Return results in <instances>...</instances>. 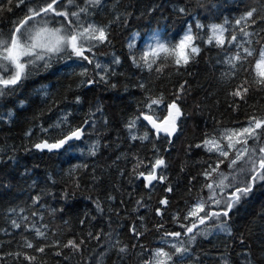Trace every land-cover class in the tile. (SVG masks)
Wrapping results in <instances>:
<instances>
[{
  "label": "trees",
  "instance_id": "obj_1",
  "mask_svg": "<svg viewBox=\"0 0 264 264\" xmlns=\"http://www.w3.org/2000/svg\"><path fill=\"white\" fill-rule=\"evenodd\" d=\"M32 3L25 0L17 6V0H0V33L7 34ZM77 5L88 9L81 13L83 23L106 28L107 41L85 53L93 63L75 56L57 59L50 69L34 71L15 91L0 97V264H29L23 256L9 255L17 251L35 255L34 264H144L163 247L172 253L171 264H264V183L256 185L229 217L215 222L226 220L231 236L219 231L189 242L180 227L181 222L189 223L183 219L188 205L207 198L206 184L215 187L219 173L226 177L225 184L234 176L238 180L244 164L241 160L230 166L234 150L225 159L196 145L203 144L206 134L246 126L251 114L264 116V90L259 85L244 99L231 95L251 78L249 73L255 75L254 64L232 69L226 61L242 49L207 43L208 26L227 20L225 26L238 32L235 20L256 8V23L248 31L259 35L251 37L248 46L259 50L264 47V0H100L94 6L74 0L69 7L78 11ZM189 27L203 39L195 41L201 51L186 66L169 62L156 72L133 62L139 61L143 43L156 31L161 41L178 43ZM131 41L137 42L132 49ZM85 68L88 75L81 76ZM84 80L95 82L82 84ZM150 98L162 101L149 109ZM172 102L182 113L173 141L144 119L151 115L161 122ZM70 127L84 129L70 147H34L42 141L55 143ZM145 133L148 138L140 139ZM249 146L259 147L252 141ZM156 158L165 160L157 169L165 179L146 187V181L134 175V166L143 161L138 170L147 171ZM219 161L218 173L206 179L202 173ZM162 199L169 201L164 208ZM13 220L21 228L13 227ZM33 225L48 234V242L84 243L79 250L50 247L44 253L23 248L25 239L46 243L36 237ZM166 231L181 232L188 251L176 253L170 245L179 246V241L165 236Z\"/></svg>",
  "mask_w": 264,
  "mask_h": 264
},
{
  "label": "snow or ice",
  "instance_id": "obj_2",
  "mask_svg": "<svg viewBox=\"0 0 264 264\" xmlns=\"http://www.w3.org/2000/svg\"><path fill=\"white\" fill-rule=\"evenodd\" d=\"M24 2L25 0H17V6ZM8 3H12V0H8ZM87 3L94 6L98 5L100 0H87ZM73 4L74 0H63V2L62 0H33V3L28 5V11L24 17L16 21L7 34L0 33V97L15 91L22 81L34 74V71L50 69L57 59L75 56L82 61H87L89 64L93 63V60L85 53L92 52V49L97 47L98 43L107 41L106 28L92 23H83L81 13H86L88 9L77 5L76 7H79L77 11L69 7ZM255 13H257V9L252 8L235 20L234 23L238 28V32L236 30L230 31V28L225 26L228 24L227 20L224 24L208 26L211 34L207 37V43L212 44L215 42V46L221 48L226 45H235L237 48L242 49V51H236L226 61L232 69H236L237 64L241 68L245 66V63L254 64L253 71L255 75L249 73L251 78L243 80L236 86V90L231 93L233 97H240L241 99L245 98L253 85H259L264 90V47L257 50L248 46L253 43L251 37L259 35V33L248 31V28L256 23ZM260 19L264 20V16H261ZM196 27L204 28L200 24H197ZM260 31L264 32V29ZM225 33H228V35L226 36ZM241 36L247 39L241 40ZM201 39L203 37L194 34L191 27L188 28L178 43H166L158 37H154L155 42L150 43L147 49L140 54L139 61L134 60L133 62L138 67L146 66L150 71L155 70L156 72H160L162 67L167 66L169 62L177 67L186 66L190 59L200 53L201 48L195 41ZM261 39H264V36H261ZM133 47L134 45L129 44L130 49ZM249 57H252L253 61H249ZM115 62L119 63L118 60ZM154 65L155 69H153ZM96 67L99 68L100 65L96 64ZM80 75L87 76L88 70L83 69ZM94 82L93 80L81 81L82 84ZM161 101L162 98L151 99V103L147 107L151 109L152 105H158ZM77 102H79V98H77ZM167 107L168 114L161 122H157L151 115H144V119L156 129L157 133L163 132L168 136H172L177 131V120L182 113L176 102L168 104ZM134 125L135 121L130 122V127ZM83 135V128L70 127L67 131L60 133L55 143L42 141L36 143L34 147L41 151L44 149L49 151L62 149L66 145L70 147L72 141H79ZM147 138L148 133L140 137L142 140ZM133 139H137V137H133ZM249 141L259 145V147H250ZM237 145H240V147H237ZM196 147H207L210 152H215L219 157L225 159L229 157V150H234L235 156L230 160V166H235L237 161L241 160L244 161V166L239 168L237 175L240 178L238 180L234 176L232 181L225 184L226 177L223 173H219L220 178L218 182H214L215 187L213 183L205 185L208 189L207 198H198L194 204H189L183 217L189 223H180V227L184 229L183 235L188 237L189 242L195 241L198 235H208L213 230L208 227V222L212 221L220 231L231 236V229L227 227L226 220L220 223L215 222L221 221L222 217H229L233 208L248 198L256 185L264 183V116L251 114L247 119L246 126L238 129L225 128L223 131L217 132L216 135L206 134L203 144H197ZM222 162L219 161L205 170L202 175L211 180L213 174L218 173ZM142 164L143 161L138 162L134 166L133 173L146 181V187H151L154 181H164L165 176L157 172V169L165 166L164 159L156 158L151 167L147 168V171L138 170ZM217 188L221 190L219 193L216 192ZM229 188H231V191L227 192L226 190ZM167 190L172 191L171 187ZM168 203L167 199L160 201V204L165 206ZM157 214L163 215L162 210L157 209ZM140 218L143 219V217ZM23 219L27 220L28 217L25 216ZM174 219L179 221L181 218L174 216ZM12 225L17 229L21 228V224L16 220L12 221ZM200 226H204L203 233L200 231ZM32 230L35 232L36 237L46 243L35 244L25 239L22 247L33 249L39 253H44L46 248L50 247L79 250L80 245L84 243L83 240L77 242L75 239H68L66 243H60L57 240L48 242L47 233L41 231L35 225L32 226ZM133 232L135 235H139L135 229H133ZM91 235L89 233V236ZM164 235L179 241V246L176 243L170 245L176 253L184 254L188 251L184 247L185 241L180 239L181 232L166 231ZM94 238L99 239L98 236ZM164 242L170 243L167 240ZM119 251L125 252L126 248L119 247ZM55 254L59 256L61 252L57 251ZM9 255L23 256L29 264H34L37 260L35 255H27L21 251L9 253ZM171 262L172 253L158 248L153 252L152 258L146 260L144 264H171Z\"/></svg>",
  "mask_w": 264,
  "mask_h": 264
},
{
  "label": "rangeland",
  "instance_id": "obj_3",
  "mask_svg": "<svg viewBox=\"0 0 264 264\" xmlns=\"http://www.w3.org/2000/svg\"><path fill=\"white\" fill-rule=\"evenodd\" d=\"M159 36H160V32L159 31H156L155 32V34L154 35H150L149 37H147V38H150L147 42H145V43H143V47H144V50H146L147 49V46L150 44V43H154L155 42V40H154V37H158L159 38ZM146 40V39H145ZM136 41H131V44L132 45H134V47H135V45H136ZM132 49V48H131ZM243 166H244V164H242ZM240 177H238V179H239ZM208 227L209 228H214V226H210V225H208ZM203 229H204V226H200V231L203 233ZM216 229H219V228H217V227H215V229H213L211 232H210V234H208L207 236H211L212 234H214V233H216ZM204 235V234H203ZM183 241H185L184 239H183ZM185 247V246H184ZM162 249H164L165 251H168V252H170L169 250H167V249H165L164 247L162 248ZM171 253V252H170Z\"/></svg>",
  "mask_w": 264,
  "mask_h": 264
},
{
  "label": "water",
  "instance_id": "obj_4",
  "mask_svg": "<svg viewBox=\"0 0 264 264\" xmlns=\"http://www.w3.org/2000/svg\"><path fill=\"white\" fill-rule=\"evenodd\" d=\"M150 127H151L153 130H156L155 128L152 127L151 124H150ZM160 133L165 134V133H163V132H160ZM167 136H168V135H167ZM174 136H175V133H174L172 136H169V137L171 138V140H173ZM162 206H163V207H166L165 205H162Z\"/></svg>",
  "mask_w": 264,
  "mask_h": 264
}]
</instances>
